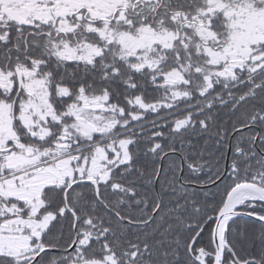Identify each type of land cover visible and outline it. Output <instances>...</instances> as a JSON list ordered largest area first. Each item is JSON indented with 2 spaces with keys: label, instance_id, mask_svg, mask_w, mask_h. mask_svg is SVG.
<instances>
[{
  "label": "snow or ice",
  "instance_id": "1",
  "mask_svg": "<svg viewBox=\"0 0 264 264\" xmlns=\"http://www.w3.org/2000/svg\"><path fill=\"white\" fill-rule=\"evenodd\" d=\"M0 264H264V0H0Z\"/></svg>",
  "mask_w": 264,
  "mask_h": 264
}]
</instances>
